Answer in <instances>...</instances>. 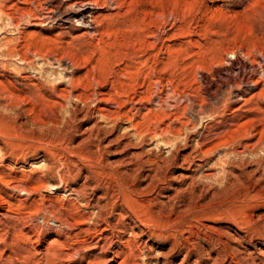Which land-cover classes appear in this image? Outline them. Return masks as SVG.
Listing matches in <instances>:
<instances>
[{"label": "rangeland", "instance_id": "1", "mask_svg": "<svg viewBox=\"0 0 264 264\" xmlns=\"http://www.w3.org/2000/svg\"><path fill=\"white\" fill-rule=\"evenodd\" d=\"M24 1L0 0V264H263L264 0H94L93 38L17 25Z\"/></svg>", "mask_w": 264, "mask_h": 264}, {"label": "bare ground", "instance_id": "2", "mask_svg": "<svg viewBox=\"0 0 264 264\" xmlns=\"http://www.w3.org/2000/svg\"><path fill=\"white\" fill-rule=\"evenodd\" d=\"M23 4L32 8V11H25L23 9L18 10V8H17V10L14 9L15 10L14 15L16 16L17 25H23V26L34 25L36 27H43V28H48V29H51V28L53 29L54 27H56L57 29H60V30H67L70 28L73 30V29H76V27H77L80 29H84L89 35H91L92 38L96 37L99 33L100 24H99L98 18L95 17L94 14H95L96 9L104 8V7H100V4H98L94 0H26L23 2ZM11 20H13V19L10 17V21ZM257 84L258 83H253L252 87L255 88ZM245 86L246 87H244V90H239V89L237 90L236 89L235 93L233 92L234 89H232L233 90L232 92H231V89L229 90L230 92L229 91L227 93L225 92V94L223 95L222 102L216 106H213V107L211 106V108H210L211 117L217 116L218 112L221 108L223 110H227L229 107H231L235 103L245 102L244 96L248 92V87H247L246 82H245ZM238 87H241V86H238ZM213 93H215V92H213ZM211 94L207 93V98H208L207 100L213 99ZM203 163L204 162L201 161V159H199V157L197 156V152L192 151L190 154H188L186 157H184V159L181 161L180 168L184 169V171H190V169L192 167L196 168V169L201 168ZM192 175H193L192 172L190 174L188 172H187V174H182V173L179 174L178 178L181 181L187 183L185 185L188 188H186V189L184 188L185 190H181L179 188L178 189L177 188H170V189H172V191L163 197V199H164L163 201H166L165 202L166 205H170V204L172 205L175 202L179 201V199H180L179 196L181 194L183 195L185 193H189V194L193 193L192 190L194 189V183H193L194 181H193ZM104 191H105L104 196L102 198L98 197L99 200H105L106 201V200L110 199L109 198L110 196L108 197V195H107V189ZM118 191H117L118 193L116 196V202L114 203V206L117 209H119V211L121 213L128 216L129 214H132V212H131L132 210H129L127 208L128 206L125 205L124 194L120 190H118ZM201 192L199 191V193H201ZM80 194H82V193H80ZM183 203H185V202H183ZM108 206H109V203L105 202L104 206H101L100 208H98L99 212H100L98 218H101V216H100L101 213L103 211H105L106 209H108ZM130 219L131 218H129L128 223L125 226H123V228L125 230L128 229L131 232V234L134 237H136L139 234H141V232L139 231V228L136 227L137 225L135 226V224L132 223V221H131L132 219L131 220ZM52 222L55 224V226H53V227L47 226L48 232L56 231V233L59 235H62L65 233L66 226L64 224H61L57 221H52ZM238 239L235 240L233 238L232 243H235V244L239 243V241H237ZM242 241H244V238H242ZM261 250L254 248L253 252H250V258L252 257V258L257 259L258 256H261L262 259H264V252H262Z\"/></svg>", "mask_w": 264, "mask_h": 264}]
</instances>
